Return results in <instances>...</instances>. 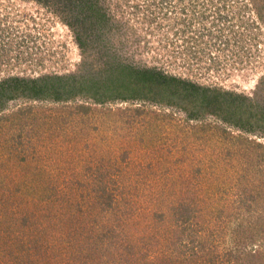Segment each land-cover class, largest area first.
<instances>
[{"label":"rangeland","instance_id":"374dc122","mask_svg":"<svg viewBox=\"0 0 264 264\" xmlns=\"http://www.w3.org/2000/svg\"><path fill=\"white\" fill-rule=\"evenodd\" d=\"M126 66L241 94L264 110V0H0V80L102 81ZM108 84L98 92L117 94ZM92 93L19 98L0 111L10 115L0 122V264H180L200 239L210 264H235L237 244L264 251L260 133L203 107L190 120L179 101L116 99L78 112ZM209 124L226 133L199 130ZM179 203L193 216L183 233L171 210Z\"/></svg>","mask_w":264,"mask_h":264},{"label":"trees","instance_id":"16d2710c","mask_svg":"<svg viewBox=\"0 0 264 264\" xmlns=\"http://www.w3.org/2000/svg\"><path fill=\"white\" fill-rule=\"evenodd\" d=\"M105 81L109 82L106 88L109 90L112 88L117 94L108 96L98 92L101 91V88L103 89V87H98V84L104 83ZM82 88L89 91L92 89L93 91L92 94H88V98L92 99L93 103L75 105L78 112L83 114L96 110L97 106L103 107L106 102L116 99L123 102L142 100L170 106L177 104L179 101L178 106L181 107L180 109L182 110H188L187 117L190 120H197V113H194L195 111L191 110V108L193 106L197 109L203 107L205 109V114L216 116L224 124H230L247 133L257 132L264 137V110L256 107L257 104H255V99L220 89L202 88L183 79L165 76L151 68L136 70L135 68L126 66L125 68H119L111 78H103L102 81L86 80L85 78H80V76L73 74L67 76L45 75L34 79L21 78L18 76L8 77L0 80V111H2L6 102L19 98L34 101L51 100L56 103L70 102L76 95V90L80 91ZM170 97L176 99L170 100ZM27 107L19 108L16 114L14 113L15 116H26L27 112L32 110V106ZM104 110L107 113L109 111L108 109ZM132 112L134 116H140L144 113V110L138 107L133 109ZM9 118L10 115L0 113V122ZM214 127L226 133V128L212 124L203 125L199 130L201 129L204 131ZM241 139L245 140L246 138L242 137ZM72 173H74V171H72ZM102 193H104V191ZM100 198L105 197L101 194ZM105 200L106 202L103 201V203H105L104 206L111 207L113 202L111 195H107ZM171 210L174 212L175 216V227L179 228L183 233L186 231L191 217H193L189 204L179 203ZM248 211H250V208H248ZM33 224L34 222H32L31 225ZM115 237H118V235L114 234L112 239ZM102 238L105 239V235H103ZM40 239H44V237ZM180 240L183 241V236H180ZM57 247L59 248V246ZM210 251L212 250L207 249L205 243L200 239L198 240L197 246L191 247V253L188 256L185 255L181 257L182 259L178 261L180 264H210L214 261L215 257ZM257 251H259V255ZM263 253L264 251L260 248L259 250L245 252L244 247L237 244L235 251L237 259L235 264H246L248 258L257 257L261 259ZM226 254H228V256L231 255L229 252ZM204 257H207V259L204 260Z\"/></svg>","mask_w":264,"mask_h":264}]
</instances>
